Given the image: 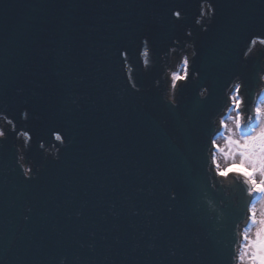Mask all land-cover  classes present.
Wrapping results in <instances>:
<instances>
[{
  "label": "water",
  "instance_id": "95a60500",
  "mask_svg": "<svg viewBox=\"0 0 264 264\" xmlns=\"http://www.w3.org/2000/svg\"><path fill=\"white\" fill-rule=\"evenodd\" d=\"M216 2L209 31L196 29L202 79L170 109L154 87L158 69L138 74L143 93L117 95L119 49L138 52L148 36L159 53L171 36L187 39V22H172L169 9L191 14L193 0H0V102L17 119L23 107L38 115L29 122L38 138L57 127L74 137L60 161L44 160L34 142L30 155L44 165L36 181L11 171L12 141L0 149V254L9 264H57L60 255L70 264H212L211 223L196 208L203 134L224 80L240 73L253 86L258 61H241V45L264 28V0ZM198 83L213 89L209 101H197Z\"/></svg>",
  "mask_w": 264,
  "mask_h": 264
},
{
  "label": "clouds",
  "instance_id": "9594fccd",
  "mask_svg": "<svg viewBox=\"0 0 264 264\" xmlns=\"http://www.w3.org/2000/svg\"><path fill=\"white\" fill-rule=\"evenodd\" d=\"M193 7L195 11L191 14L181 6L169 9L172 22H187L184 27L187 39L171 36L166 51H154L148 36L140 37L138 52L119 49L125 82L117 93L121 99L129 90L143 93L145 88L138 82V74L153 69H158L154 87L160 90L162 103L170 109L180 107L182 90L189 83L201 81V71L194 68L200 54L196 29L209 31L217 15V2L193 0ZM241 52V61H258L252 78L254 84L250 87L240 73L221 83L219 105L207 117L200 148L202 175L196 208H203L211 223L208 235L216 246L212 264H264V28L245 34ZM16 91L20 94L24 89ZM212 95L213 89L207 84H197L198 102L209 101ZM72 103L77 104V100L73 99ZM39 119L29 107H23L17 119L9 105L0 102V149H5L6 141H12L11 171L18 172L24 181L38 180L44 167L30 155L34 142L44 160L60 161L63 150L74 139L69 137L67 129L59 127L50 129V139L38 138L29 122ZM169 197L176 200L177 192L170 190ZM25 211L30 214L33 209L27 206ZM30 220V215H23L24 222ZM148 247L154 250L157 245L152 243ZM179 255L182 258V253ZM177 256L176 249L171 248L169 257ZM194 256L200 260L199 251ZM73 260L78 264L79 257ZM0 264H9L3 254ZM57 264H70L69 256L60 255ZM173 264L177 262L173 260Z\"/></svg>",
  "mask_w": 264,
  "mask_h": 264
}]
</instances>
